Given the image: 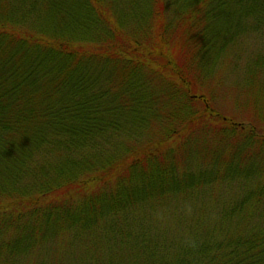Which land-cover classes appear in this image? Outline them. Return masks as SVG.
Here are the masks:
<instances>
[{
  "label": "trees",
  "instance_id": "trees-1",
  "mask_svg": "<svg viewBox=\"0 0 264 264\" xmlns=\"http://www.w3.org/2000/svg\"><path fill=\"white\" fill-rule=\"evenodd\" d=\"M250 41L264 0H0V264H264Z\"/></svg>",
  "mask_w": 264,
  "mask_h": 264
},
{
  "label": "rangeland",
  "instance_id": "rangeland-1",
  "mask_svg": "<svg viewBox=\"0 0 264 264\" xmlns=\"http://www.w3.org/2000/svg\"><path fill=\"white\" fill-rule=\"evenodd\" d=\"M251 42V41H250ZM250 47L251 48H249V47H246L245 49H244V51H245V53L246 54H249L251 51H252V49H254L255 50V53H259V49H261V51L262 52H264V48L259 44V43H257V42H251V44H250ZM260 51V52H261ZM234 90H235V98H233V99H231V96H230V101H228L227 100V98H225L223 95H222V92H221V90H220V92H219V94L218 95H220V96H218L217 95V97L214 99V104H215V107H217V108H219V109H221L222 111L224 110L225 112H227V113H230V114H236V115H238L239 113H242V114H245V115H253L255 112H256V106H255V103L257 104V103H259V105H262L263 104V102H262V98H260V99H258V96H257V100H252L251 101V99L252 98H250V100H249V102H248V104H246V106L244 107V109H243V107H238L236 104H235V102H236V100H238V101H242L243 99H244V95L242 94V96L241 95H238L239 97H237V90H236V88H234ZM233 93V92H232ZM242 92H239V94H241ZM232 95V94H231ZM253 95H254V91H253V93H252V97H253ZM241 96V97H240ZM246 101V100H245ZM244 101V102H245ZM251 101V102H250ZM230 103V105H227L228 106V108H226V109H224V107H223V104H225V103ZM243 109V110H242ZM254 120V119H253Z\"/></svg>",
  "mask_w": 264,
  "mask_h": 264
}]
</instances>
